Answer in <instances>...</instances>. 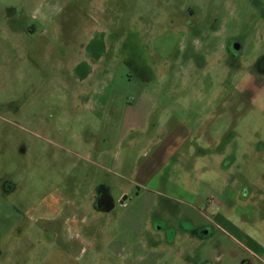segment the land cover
<instances>
[{
	"label": "rangeland",
	"instance_id": "374dc122",
	"mask_svg": "<svg viewBox=\"0 0 264 264\" xmlns=\"http://www.w3.org/2000/svg\"><path fill=\"white\" fill-rule=\"evenodd\" d=\"M263 57L264 0H0V264H264Z\"/></svg>",
	"mask_w": 264,
	"mask_h": 264
},
{
	"label": "crops",
	"instance_id": "0c3cea01",
	"mask_svg": "<svg viewBox=\"0 0 264 264\" xmlns=\"http://www.w3.org/2000/svg\"><path fill=\"white\" fill-rule=\"evenodd\" d=\"M133 55H134V53H133ZM79 66H80V61L79 62H77L72 68H71V70L73 69V71H75V73H77V71H78V68H79ZM131 67L134 69V70H136L137 71V73L142 77V78H144L145 77V72L146 71H150L151 69V67L148 65V67H146L144 64H139V63H137V61H136V63L135 62H133V65H131ZM88 76H90V71L89 72H87V73H85V74H83L81 77H78V79H79V81H81L82 82V80L83 81H85V82H89L90 84V87L92 88L95 84H92L91 83V81L89 80V78H86V80H85V77H88ZM148 101V106H147V108L146 109H144V110H142L141 111V114H140V116L141 117H144V116H148L149 115V112H150V110L152 109V104H151V99H149V100H147ZM48 197H52L51 195L49 196L48 195ZM55 199H53V201H54ZM52 202L51 201H47L45 204L43 203V204H41L40 205V207L39 208H42L39 212H44L43 214H39L40 215V220H45V221H47V222H51L52 220H55V219H57L58 218V216H60L62 213H63V208L61 207V208H59V209H57V207H52V204H51ZM74 211L76 212V214L77 213H79V211L77 210V209H75L74 208ZM70 218V217H69ZM68 218V219H69ZM35 220H37V222L39 221V217L37 216L36 218H35ZM70 220V219H69ZM79 223H80V225H82V224H84L83 223V219L81 218V219H79ZM48 226V225H47ZM51 226V225H50ZM49 228V227H48ZM50 228H52V229H54L53 227H50ZM61 230V229H60ZM63 230V229H62ZM66 230V229H65ZM71 231V228H67V238L64 240L65 242H63V241H61V243H62V245H61V247H59V249L57 250V251H55V252H53L51 255H50V260H49V262H47V260L45 261V263L44 264H62V262H64V260L65 259H69V260H71L72 262L73 261H75V260H78L79 259V255H80V250H78V251H76V252H74V249L73 250H71L70 251V253H67L66 254V252H68L67 251V248H70V247H72V246H74L76 243H78L77 242V240L76 239H78L79 238V236H77V235H75V236H73V235H70L71 233H69ZM73 242H75V243H73ZM71 244V245H70Z\"/></svg>",
	"mask_w": 264,
	"mask_h": 264
},
{
	"label": "flooded vegetation",
	"instance_id": "af4514ba",
	"mask_svg": "<svg viewBox=\"0 0 264 264\" xmlns=\"http://www.w3.org/2000/svg\"><path fill=\"white\" fill-rule=\"evenodd\" d=\"M221 47H222V50L220 51L221 57L224 56V53L227 51V53L230 57L235 58L236 56H238V54L240 53V50H241V44L238 43V41L235 38H228L221 45ZM248 74L252 79L257 80V81L259 79L261 82H263V83H261V85L258 86V88H257L258 90L256 89L257 91L255 89H253V91L254 92H259L260 90L264 91V57L259 62H257V64L253 67V70L250 69ZM252 79H251V81H252ZM238 96L246 97L243 94H239ZM237 99H238V102H241V101L244 102V100H242V98H240V97H238ZM259 102L260 103L262 102L264 104V95L262 96V98H260ZM73 177H74V175H73ZM58 186L59 185H57V187ZM3 187H4V189H7V190L12 189V186L8 183H4ZM53 192H55V191H52L48 195L49 196L51 195L52 197L56 196L53 194ZM55 193H57V195H58L56 197H59L58 192H55ZM109 195H110V190L107 186L101 185V184L97 185L94 189V194H93V201H92L93 207L99 211H109L110 209H112L114 207L115 201L111 195H110L112 198L111 203H113L112 207L107 209L106 206H104L106 200H108V198H109ZM52 197H50V198H52ZM47 198H48V196H47ZM125 201H126V196L122 195L121 199L119 200V203L123 204Z\"/></svg>",
	"mask_w": 264,
	"mask_h": 264
},
{
	"label": "water",
	"instance_id": "95a60500",
	"mask_svg": "<svg viewBox=\"0 0 264 264\" xmlns=\"http://www.w3.org/2000/svg\"><path fill=\"white\" fill-rule=\"evenodd\" d=\"M111 200H112V198H111V196L109 195L108 200H106V202H105V204H104V206H106L107 209L111 208L112 205H113V203H111Z\"/></svg>",
	"mask_w": 264,
	"mask_h": 264
}]
</instances>
